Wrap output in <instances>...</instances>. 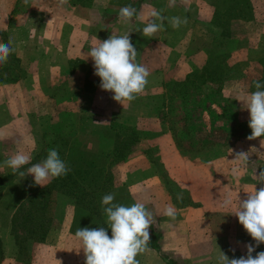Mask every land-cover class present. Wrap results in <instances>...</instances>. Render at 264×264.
Segmentation results:
<instances>
[{"label":"crops","instance_id":"0c3cea01","mask_svg":"<svg viewBox=\"0 0 264 264\" xmlns=\"http://www.w3.org/2000/svg\"><path fill=\"white\" fill-rule=\"evenodd\" d=\"M109 1L92 0L91 2H98L97 7L107 11L112 8ZM176 1L174 6L167 4L169 0H158L157 4L160 5L159 8L164 16L186 18L187 23L182 24L178 29H173L165 21L164 28L152 38L144 37L142 31H137V29L142 30L150 20L151 12L156 10L155 0H144L136 10V17L129 24L123 23L118 13L114 17H109L106 23L102 21L98 28L94 27V19H96L93 14L94 6H72L70 7L72 10L68 11L67 14L68 26L66 30L68 37L64 42L61 41L62 19L54 5H52V9L39 7L40 9H32L24 14L26 19L36 16V21L30 19L31 22L28 20L26 22L18 21L8 25L5 34L8 35V41L9 39L13 41L15 51L12 55L18 62L20 75L13 79H0V178L4 180L0 189V240L2 236L10 239L12 218L18 207L30 195L45 187L34 185L32 175H26L24 178L13 175L11 169L5 166L4 161L17 152H22L29 154L32 157L31 163H35L34 158L40 150L42 136L45 134L69 137L74 134L77 135L79 127L76 123V115H80L82 110L77 104L78 99L90 97L94 101V107L100 108L103 113L105 110L103 100L106 98L114 100L112 98L114 93L104 91L97 86L91 91H84L86 89L85 83L90 80L93 82V76L97 77L96 81L100 82V78L94 75V61L89 56L92 47L97 46L99 41L107 40L113 34L123 35L131 32L129 34L130 40H133L134 46L138 48L142 46L146 51L141 63L150 75L148 77L149 83L143 92L147 90L150 95L156 96L160 93L157 89L159 84L182 79L186 75L188 68L186 60L191 57L185 54V47L191 45L190 42L193 38L191 33L197 35V43L200 46H207L206 43L212 40L209 38L211 33L206 28L208 23L204 20L205 18L202 16L203 20L199 22L193 20V17H190L183 10L182 5H179L178 0ZM16 2L18 0H0V4H4L0 17L6 18L8 16L9 18ZM173 9L176 11H172ZM29 27L36 30V34L31 36V40L25 37L23 31L24 28ZM95 28L99 30L97 31ZM213 36L212 32L211 37L213 38ZM215 43L214 40L213 44ZM163 51H165L164 54ZM74 62L80 63L83 69H73ZM68 66H70L69 69L72 68L69 74H72L70 75L71 80L74 82L75 79V84L73 85V82L70 84L68 99L64 105L60 106L56 101V96L46 93V89L49 85L57 83L58 77L64 73ZM204 88L207 89L205 85ZM130 104L132 105L130 114H125L127 110L123 111L118 106H116L117 109L112 110L111 114H115L116 118L120 115L129 116L131 122L127 124L122 122L121 125L134 128L140 136L138 146L140 145L141 148L146 147L145 145L152 146V156L162 166L165 176L177 188L184 191L188 200L196 205L176 207L168 198L160 177L150 169L146 159L131 153L132 151L129 153L128 160L138 161L141 166L139 170L132 173V179L127 183L128 206L135 202L145 203L155 217L154 229L161 234L158 240L159 254L149 248L147 252L137 256L140 264H165L160 255L172 259L187 257L188 255L185 253L187 252L186 245H189L187 241L188 228L194 224L202 227L205 223V213H213V217H215V211L222 212L220 209L223 202L221 200L222 187L229 189L233 198V204L229 207V218L225 215L222 217L227 218L229 226H240L238 218L232 214L236 208V198L238 196L239 199L243 200L247 197V193L256 190L254 183H249L247 178L252 177L256 180L255 171L257 169L249 170L248 166H244L238 177L232 176L231 169L238 163L233 161L235 154L240 151L246 152L245 144L249 140L246 138L230 140V144L227 145L228 149L224 153L228 164L216 172L213 163L218 162L220 165L221 155L202 154L195 159H190L174 145L167 124L154 118L153 115L141 117L142 107H139L135 102ZM205 114L202 109L197 113L193 112L192 116L200 122L192 124V127L199 133H203L205 130H208V133L211 132L212 137L216 139L214 147H220L225 144L227 136V134L220 135V128L224 126L221 121H215L204 126L201 121L204 120ZM67 115L70 116V119L65 122L64 117ZM226 128L227 130L231 129L229 125ZM207 161L208 167L205 169L203 164ZM262 166L263 164L259 167ZM8 175L11 176L9 180ZM231 176L232 178H230ZM245 181L248 184H245ZM167 205L175 207L177 211L175 220H171L163 214ZM103 216L105 224L106 217L104 214ZM71 222L72 212L62 223V228L50 232L46 241L48 243L53 239L55 244L64 241L63 245H69L66 246L67 249L44 253L36 252L34 258L37 259V263L85 264L86 257L81 241L75 236L69 235L67 231ZM197 238L198 240L195 242L203 244L205 242L204 232ZM197 250H201L203 253L204 245L197 247ZM2 255V262L8 264L6 261H11L12 257L15 256V251L6 252Z\"/></svg>","mask_w":264,"mask_h":264},{"label":"rangeland","instance_id":"374dc122","mask_svg":"<svg viewBox=\"0 0 264 264\" xmlns=\"http://www.w3.org/2000/svg\"><path fill=\"white\" fill-rule=\"evenodd\" d=\"M91 1L70 0L68 5L59 7L58 0L54 2L53 0H28L27 4H25L24 0H18L9 18L8 16L6 18L0 17V43L8 42V35L5 34L8 25H12V23L18 21H30V19L36 21V16L25 18L26 16L24 14L32 9H42L43 7L52 9V5H54L55 10L59 11L62 19L61 41L64 42L68 37L66 29L68 26L67 14L68 11L72 10L70 7L94 6L93 14L96 17L94 19V27L98 28L102 21L106 23L108 18L118 14L122 7L132 5L138 10L144 0H110L109 2L112 8L107 11L97 7L98 2ZM103 1L107 2L108 0ZM157 2L158 0H155V7L158 11L160 5ZM178 2L179 5H182L183 10L190 17H193V20L199 22L203 20L201 18L202 16L205 18L204 20L208 23L206 28L211 33L209 34V38L212 40L206 43L208 44L207 46H200L197 43V35L192 32L191 36L193 38L190 42L191 45L185 47V54L191 57L186 60V64H188L186 75L182 79L159 84L157 89L160 93L156 96L150 95L146 90L133 103L135 102L139 107H142L141 117L153 115L154 118L167 124L174 145L190 159H195L202 154L221 155L220 165H218V162L213 163L214 171L217 172L228 164L224 153L228 149L227 145L230 144V140L238 138L247 139L251 135V129L248 126L250 120L249 111L244 107L243 102L237 99L242 93L246 94L255 91L254 83L256 81L264 83V0H178ZM3 5L0 4V14H2ZM166 7L168 6L166 5ZM172 11L176 10L173 9ZM97 28L95 29L98 31L99 29ZM23 31L26 35L25 37L30 40L31 36L36 34V30L32 27L24 28ZM212 32L214 35L213 38L211 37ZM214 40L216 41L215 44H213ZM131 42L134 45L133 40ZM134 47L138 52L137 62L142 65L141 59L146 54V51L142 46L140 48ZM164 53L165 51H163ZM69 67H66L67 70L65 69L64 73H61L57 83L49 85L46 89V93L56 96V101L60 106L66 103L68 99V87L73 82L70 76L72 74H69L72 68L69 69ZM73 69L82 70L83 66L78 62H74ZM93 71H95L94 67ZM19 75L20 68L18 62L11 54L7 64L0 66V79H13ZM92 79L93 82L90 80L85 83L84 86L86 89L84 91H91L95 86L101 88L100 82L96 81L97 77L93 76ZM204 85L207 89L204 88ZM77 104L79 108H82L81 114L76 115V123L79 127L78 134L70 137L56 134L42 136L40 150L36 158H34L35 163L45 159L50 148H56L61 159L64 160L68 145L72 146L73 150H76L82 156L86 157L88 154L89 157L90 154L96 153L97 146L100 145L103 138L104 140L108 139L104 133L109 124L121 125L122 122L124 124L131 122L129 116L120 115V117L116 118L115 114H111L116 106L123 111L127 110L125 114H130L132 112V105L128 102L122 105L120 103L117 104L111 98H106L103 100L104 113L100 108L94 107V101L90 97L81 100L78 99ZM201 109L206 113L203 117V122L201 121L204 126L212 124L215 121H221L223 124L224 127L220 128V135L227 134V136L225 144H222L220 147H214L216 139L212 137L213 134L211 132L208 133V130H205L203 133H199L192 127V124L200 122L192 114L193 112L197 113ZM68 119H70V116L67 115L64 117L65 122H68ZM228 125L231 128L230 130L226 128ZM121 134L123 135V133H119L118 136L121 137ZM138 137L139 142L140 136L138 135ZM261 139L258 137L254 140L246 141L245 144L246 152L250 155L247 168L249 170L257 169L255 171L257 176L260 171L264 170V144L261 145ZM137 144H135L131 153H135L146 159V162L150 165V169L160 177L162 185L168 192V198L173 199L177 205L186 203L188 196L184 191L170 182L168 178V180L165 178L162 166L152 156V146L144 144L146 147L141 148ZM107 151L108 147L102 150L103 153H107ZM128 155L124 160H120L116 164L114 159L116 157L114 156H112L111 160L110 157L105 159L103 167H101V175L94 185L95 187L93 186L91 188V184L90 191H86V197L91 201L88 206L94 205L96 207L97 219L87 210L82 211L80 208L74 209L71 206L73 200L68 199L63 195L64 193H59L57 189H54L47 198V201L50 203V213L48 212L49 214L47 213V215L51 216L52 221L49 222L50 228L45 234L44 239L39 242L33 240L28 237V234L24 232L23 228H20L16 224L13 225L10 229V239L4 236L1 237L0 264H5L2 262V254L6 252L15 251V256L12 257L11 261H6L8 264H39L37 263V259L34 258L36 252L44 253L60 249L66 250V246L69 245H63L65 243L64 241H61L60 244H55L52 239L46 243L48 234L53 230L62 228V223L68 218L70 212H72L74 222H71L70 228L67 230L69 235L75 236L74 234L78 228H99L98 222L104 221L101 199L105 194L114 193L115 203L128 206L127 183L132 179V173L139 170L141 166L138 161L128 160ZM110 161H112V164L109 168L108 163ZM262 164L263 166L259 167ZM203 165L207 169L208 161ZM218 167L220 168L218 169ZM0 180L4 183L2 178ZM247 181L254 183L256 190L264 186L257 183L252 177H248ZM247 181H245V184H248ZM226 184L228 188L229 179ZM222 188L221 200H224L231 191L224 187ZM178 193H182L181 200H177ZM27 200L15 211L12 218L15 223L21 218H26L24 212L27 209ZM220 209H222L221 213L214 212L215 217H218L217 219L213 217V213H205V223L202 227L194 224L188 228L187 235L189 236L187 241L189 245L187 246V243L185 244L187 251L185 255L188 256L175 257L173 260L177 264H217L216 258L219 250L224 252L229 259L246 256L247 249L245 245L249 243L254 245L255 241L252 240L243 226H229L227 220L229 218V207L225 208L221 205ZM222 215H225L227 218H223ZM227 224L228 226H226ZM107 231L108 235H110L111 231L109 228H107ZM202 232L205 235V242L203 244L200 242L197 244L195 241L198 240L197 237H200ZM202 245H204L203 253L201 250H197V247ZM213 250L214 252H212ZM258 252H264V244L259 245L255 249L253 256Z\"/></svg>","mask_w":264,"mask_h":264},{"label":"clouds","instance_id":"9594fccd","mask_svg":"<svg viewBox=\"0 0 264 264\" xmlns=\"http://www.w3.org/2000/svg\"><path fill=\"white\" fill-rule=\"evenodd\" d=\"M24 2L27 4L28 0ZM175 2L176 0H169L170 6H174ZM69 3L70 0H58L59 7ZM136 15V9L132 5H126L119 11V18L125 24L131 23ZM150 17L142 30L137 29L148 38L154 37L162 30L165 21L173 29H178L182 24L187 23L186 18L164 16L162 10L152 11ZM130 33L113 34L107 40L99 41L98 45L92 47L89 52V56L94 61V75L100 78L101 89L114 93L112 98L122 105L125 102H133L143 93L149 83L150 75L149 71L137 62L138 52L130 40ZM14 51L11 39L7 43H0V66L7 64ZM254 88L255 91L242 93L237 100L243 102L250 114L248 126L251 135L247 139L262 138L260 141L262 145L264 144V83L256 81ZM249 157V153L244 151L235 154L233 161L238 164L231 169L233 177H238L242 167L249 164ZM31 160L29 154L17 152L4 161V164L11 169L13 175L21 178L32 175L34 185L41 187L46 186L51 180L66 177L71 171L56 148H50L46 158L41 162L31 163ZM255 178L257 183L264 185V170L260 171L258 176L255 174ZM181 199L182 193H178L177 200ZM114 200V193L105 194L101 199L102 212L106 217L105 224L111 229V237L105 227L78 228L74 234L82 243L86 257L85 264H140L137 256L149 250V229L155 222L152 212L143 202L125 206L115 203ZM232 204L233 198L229 193L223 200L222 206L227 208ZM163 214L171 220L177 217L173 205L165 206ZM232 214L238 218L255 244H246V256L239 258L229 259L219 250L217 264H264V252H258L253 256L255 249L264 244V186L247 193V197L243 200L237 196L236 208Z\"/></svg>","mask_w":264,"mask_h":264},{"label":"trees","instance_id":"16d2710c","mask_svg":"<svg viewBox=\"0 0 264 264\" xmlns=\"http://www.w3.org/2000/svg\"><path fill=\"white\" fill-rule=\"evenodd\" d=\"M106 129L105 133H103L108 139L104 140L103 138L100 145L97 146L96 153L90 154L89 157L88 154L86 157L82 156L79 152L73 150L72 146H67L68 149L65 151L66 157L64 161L71 169L70 174L63 178L51 180L50 184L46 188L39 190L34 195H30L27 198V209L24 212L26 218H21V221L19 220L20 222L18 221L16 223L12 220V227L16 224L20 228L24 229V232L28 234L29 238L38 242L42 241L50 228L49 222L52 221L51 216L47 215L50 211V203L47 201V198L54 189H57L59 193H64L63 195L68 199H72L73 203L71 206H73L74 209L80 208L82 211L87 210L94 216L95 219L98 218V214L95 212L96 207L94 205L88 206L91 201L87 199L86 191L89 190L91 184L92 188L99 179L104 160L108 159V157H110L111 160L112 156L116 157L114 158L115 164L119 163L120 160H124L125 157L132 151L135 144H137L139 138L137 132L131 127L109 124ZM119 133H123V135L121 134L122 136L119 137ZM48 135L50 134H45L44 136ZM105 147H108L107 153L102 152ZM111 164L112 161L108 163L109 168ZM10 177L11 176H8V180ZM165 178L167 179L166 176ZM0 184L1 189L3 186L1 180ZM171 202L178 208L196 206L192 204L190 200L180 205H177L173 199H171ZM73 222L74 220L72 219V223ZM98 224L99 227L106 228L103 222H98ZM149 233V248L159 254L158 240L160 239L161 234L154 229L153 225L150 227ZM160 258L165 264H177L175 260L167 258L164 255H160Z\"/></svg>","mask_w":264,"mask_h":264}]
</instances>
